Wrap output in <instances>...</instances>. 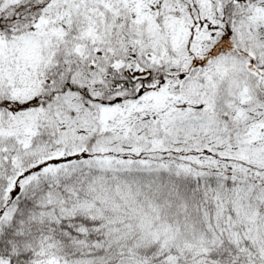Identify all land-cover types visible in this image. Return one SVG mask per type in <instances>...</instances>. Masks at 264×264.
<instances>
[{"label":"snow or ice","instance_id":"6c2138e0","mask_svg":"<svg viewBox=\"0 0 264 264\" xmlns=\"http://www.w3.org/2000/svg\"><path fill=\"white\" fill-rule=\"evenodd\" d=\"M0 264H264V0H0Z\"/></svg>","mask_w":264,"mask_h":264}]
</instances>
